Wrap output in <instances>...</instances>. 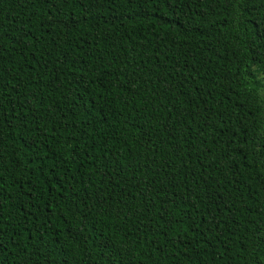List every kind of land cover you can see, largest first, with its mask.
Here are the masks:
<instances>
[{"label":"trees","instance_id":"obj_1","mask_svg":"<svg viewBox=\"0 0 264 264\" xmlns=\"http://www.w3.org/2000/svg\"><path fill=\"white\" fill-rule=\"evenodd\" d=\"M264 0H0V264H264Z\"/></svg>","mask_w":264,"mask_h":264},{"label":"rangeland","instance_id":"obj_2","mask_svg":"<svg viewBox=\"0 0 264 264\" xmlns=\"http://www.w3.org/2000/svg\"><path fill=\"white\" fill-rule=\"evenodd\" d=\"M255 74H257V76L262 80V82L264 83V70L263 69H259V68H255L254 69Z\"/></svg>","mask_w":264,"mask_h":264}]
</instances>
